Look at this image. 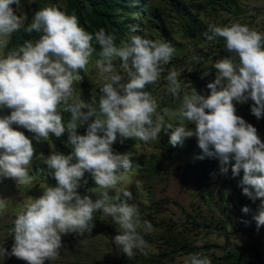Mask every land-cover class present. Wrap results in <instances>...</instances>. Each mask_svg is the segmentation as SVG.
<instances>
[{
    "label": "clouds",
    "instance_id": "1",
    "mask_svg": "<svg viewBox=\"0 0 264 264\" xmlns=\"http://www.w3.org/2000/svg\"><path fill=\"white\" fill-rule=\"evenodd\" d=\"M13 4L19 7L20 0H0V50L24 25V17L15 13ZM24 31L41 35L35 42L25 40L7 55H0V108L12 110L0 117V178L14 179L18 186L32 184L29 166L35 149L13 124L34 133L38 140H48L50 134L59 138L67 131L73 151L70 155L53 152L44 159L57 186L45 187L43 195L17 214L11 229L15 241L11 255L27 264L56 260L62 234L92 232L96 212L117 226L118 234L112 241L117 249L129 259L136 251L147 255L142 231L152 225L129 203L132 192L123 185L134 166L129 154L113 152L117 134L147 144L158 139L162 130H171L170 144L195 137L202 150L197 159L218 158L222 174L234 161L233 176L243 170V194L261 201L253 219L257 228L264 226V140L255 126L236 114V102L251 100V113L257 119L264 117V33L238 21L209 24L206 40L223 38L235 59L230 56L215 61V80L207 85L210 95L193 87L183 90L180 73L175 68L168 70L167 92L179 104L175 109L157 111L156 98L145 89L158 81L162 66L171 62L175 48L170 43L148 38L146 29L134 26L127 40L117 45L115 34L100 28L93 35L80 26L76 15L55 6L37 11ZM93 41L100 51L93 47ZM188 50L194 51L190 46ZM94 54L97 58L92 60ZM202 59L189 57L197 63ZM116 60L122 61L124 75L116 71ZM90 61L103 84L99 99L93 96L86 102L74 93L73 85L83 79L81 70L88 73ZM61 107L71 114L66 124ZM84 124L88 125L87 134H77V127ZM190 124L195 127L190 128ZM86 172L95 182L89 190L97 194L95 201L77 191ZM135 185L142 191L141 181ZM110 191L115 194L110 195ZM242 211L251 210L244 206ZM6 255L7 249L0 246V259ZM183 264L212 261L194 253L185 257Z\"/></svg>",
    "mask_w": 264,
    "mask_h": 264
},
{
    "label": "rangeland",
    "instance_id": "2",
    "mask_svg": "<svg viewBox=\"0 0 264 264\" xmlns=\"http://www.w3.org/2000/svg\"><path fill=\"white\" fill-rule=\"evenodd\" d=\"M230 2L232 8L228 12L215 4L209 5L204 0H175V3H170V0H127L128 9L122 12V18L125 15L131 18L129 31L134 26L146 29L148 38L168 42L175 48L171 62L162 66L164 70L158 81L145 89L156 98L157 111L163 107L175 109L179 104L167 92L165 77L168 70L175 68L180 73L183 90L190 91L193 87L202 95H210L207 85L215 80V61L230 56L235 59L234 54L226 50L223 38H216L211 42L206 40L204 33L209 24L222 26L238 21L264 33V0ZM63 5L64 0H20L19 7L13 4L12 8L17 15L24 17V23H31L35 13L41 8L55 6L61 10ZM150 11L158 17L157 20L149 16ZM160 19L165 24L166 36L155 26ZM183 21H193L200 29L195 40L184 33ZM127 37L128 35L123 40L126 41ZM189 46L194 51L190 52ZM5 48L0 50V55H4ZM191 55L203 59L199 63L190 61ZM96 58L94 54L92 60ZM121 63L119 60L114 61L116 71L124 75ZM206 66L212 68L208 75H204L207 72ZM80 75L83 79L74 83V93L86 102H91L93 96L98 100L103 80L91 61L88 73L81 70ZM253 103L251 100L243 104L236 102V114L255 126L260 138L264 140V117L257 119L251 113ZM11 111L6 107L0 108V117L10 115ZM61 115L66 124L71 114L61 107ZM169 122L175 124V121ZM12 127L23 132L32 141L35 152L29 166L31 185L18 186L14 179L0 178V246L8 252V255L0 259V264H27V261L11 255L15 243L11 233L13 221L27 203L43 195L45 187L57 186V181L43 162L44 159L53 152L70 155L73 149L68 142L67 131L59 138L50 134L48 140H38L34 133L22 126L13 124ZM189 127L195 126L190 124ZM78 128H88V125H80ZM160 134L158 139L147 144L133 140L128 147H122L121 141L125 138L117 134V139L111 146L116 154L130 155L134 171L127 175L123 186L132 192L133 198L129 203L137 207L142 220H147L152 225L150 230L142 231L147 242V255L136 251L130 262L122 264H183V259L194 253L207 256L212 264H235L233 259L226 260L228 247L237 251L256 248L264 259V235L256 230L257 223L253 219L261 201L244 198L243 190H237V176L234 177L232 173L235 162L226 165L228 172L222 174L218 158L197 159L202 155V150L195 137L186 138L182 144L175 145V152L172 154L164 148L165 143L170 141L162 142ZM58 145H64L65 151L60 152ZM137 164L139 167L135 166ZM240 174L243 175V170ZM92 180L91 174L86 172L80 185ZM137 180L141 181L142 191L136 188ZM90 189L79 187L77 191L81 196L89 195L95 201L98 196ZM114 194V191H110V195ZM244 206L251 211L244 213ZM93 224L95 226L92 232L86 231L83 235L62 234V248L57 259L46 260L45 264H94L99 259L113 260L125 255L112 242L118 232L111 218L96 212ZM167 235L175 240L168 243L164 238ZM180 245H185L190 250L185 252ZM206 245L211 247L206 248ZM166 248H177V251L169 256L164 252Z\"/></svg>",
    "mask_w": 264,
    "mask_h": 264
},
{
    "label": "trees",
    "instance_id": "3",
    "mask_svg": "<svg viewBox=\"0 0 264 264\" xmlns=\"http://www.w3.org/2000/svg\"><path fill=\"white\" fill-rule=\"evenodd\" d=\"M209 5H217L222 10H226L228 12L231 11L232 4L230 0H204ZM170 3H175V0H170ZM127 0H64V5L61 8V11L69 14V15H76L80 26L83 27L87 32L94 35L96 31H98L100 28H103L106 30V32L110 34H115L116 36V44L119 45L121 41L129 34V21L131 18L129 15H125V17L122 18V12L127 7ZM174 5V4H173ZM149 16L152 19H158V17L152 12H149ZM30 23L26 21L24 25L21 27L19 32H15L12 34V36L9 39V43L5 48L4 55H7V53L23 44L25 40H33L35 42L39 39L41 33L33 32L31 34L24 31V29L29 25ZM155 26L160 30L162 35L166 36V27L163 23V20L160 19L159 23H156ZM183 30L184 33L192 38V40H195L197 36L200 34V29L193 21H183ZM93 47L98 51L100 49V46L93 41ZM211 67L206 66V71L211 72ZM216 74V72H215ZM77 134L79 135H86L87 134V128H78ZM170 135L171 132L168 130L165 132V130L161 131L160 138L162 142H169L170 141ZM133 140L125 138L121 141L122 147H128L132 144ZM164 148L171 152L172 154L175 152V146H173L170 143H165ZM58 149L60 152H64L65 146L64 145H58ZM243 178L242 174H239V176L236 177V188L239 191H242V187L240 185V182ZM95 186L94 179L92 181H87V183H83L80 185V189L85 188H93ZM243 197L250 199L248 196L244 195L242 192ZM259 233H262L264 235V226H261L260 228L256 229ZM168 243H171L175 240L174 237L165 236L164 237ZM182 247L183 251L188 252L190 249L186 247L185 245H180ZM211 247L210 245H206V248ZM175 251H177V248H166L164 252L168 254L169 256L172 255ZM226 260L233 259L235 261V264H264V259L261 256V253L258 249H249L247 251H237L236 249H231L228 247L225 254ZM130 262V259L122 255L121 257L115 258L113 260L110 259H99L94 262V264H122Z\"/></svg>",
    "mask_w": 264,
    "mask_h": 264
}]
</instances>
